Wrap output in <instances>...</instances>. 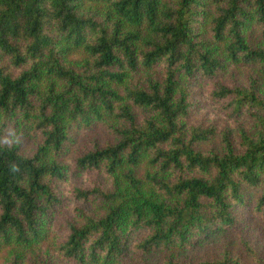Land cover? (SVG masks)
<instances>
[{
	"label": "trees",
	"instance_id": "obj_1",
	"mask_svg": "<svg viewBox=\"0 0 264 264\" xmlns=\"http://www.w3.org/2000/svg\"><path fill=\"white\" fill-rule=\"evenodd\" d=\"M253 33L264 41V0H0V253L9 264H50L46 244L79 264H125L132 242L167 258L130 264H264L245 239L249 262L229 247L177 258L238 225L239 210L264 219V46ZM243 66L254 70L248 83L215 81L212 97L248 125L235 136L193 121L192 83ZM97 124L113 141L73 163L111 185L75 189L97 211L78 207L56 242L65 158L75 131ZM22 133L37 137L29 152Z\"/></svg>",
	"mask_w": 264,
	"mask_h": 264
},
{
	"label": "rangeland",
	"instance_id": "obj_2",
	"mask_svg": "<svg viewBox=\"0 0 264 264\" xmlns=\"http://www.w3.org/2000/svg\"><path fill=\"white\" fill-rule=\"evenodd\" d=\"M251 41L254 44L264 46V41L257 33L251 35ZM253 71L251 67L247 66L230 67L225 75L221 74L216 78L199 79L193 82L192 120L225 127L230 129L235 136H238L239 129L248 125V122L243 117L236 118L228 115L222 103L212 97V91L215 87L214 82L221 81L231 86L244 85L248 83ZM75 133L76 141L72 147V152L70 156L65 158V161L70 163L71 169L68 180L61 185L60 196L63 203L53 218V239L56 242L63 241L67 236V222L78 217L80 213L78 207H82L90 213L97 211L96 203H94L96 199H80L76 196L75 189L104 188L111 185V178L105 172L97 169H78L74 165L73 159L86 149L113 141L112 134L101 124L76 130ZM21 140L22 149L25 152H29L35 147L37 137L33 133H22ZM238 216L239 222L234 228L217 229L215 232L203 236L189 248L180 251V255H177V258L184 260L209 259L219 256L226 247H229L234 253L241 254L243 259L249 262V256L246 254V249L242 242L245 239L255 245L264 260V219L254 212L249 213L248 209L239 210ZM141 234L142 232H136L135 236L138 237ZM42 252H46L44 259H47L50 264H79L59 253L54 244L50 246H47V244L43 245ZM166 255V250L157 249L143 253L140 248H137L135 242H132L129 243L126 256L122 260L125 264L140 262L160 263L167 258ZM34 258V256L28 257L26 264H36ZM0 264H9L5 252L0 253Z\"/></svg>",
	"mask_w": 264,
	"mask_h": 264
}]
</instances>
